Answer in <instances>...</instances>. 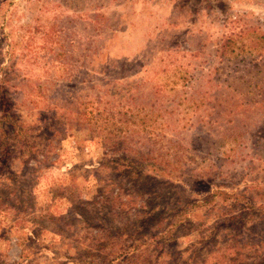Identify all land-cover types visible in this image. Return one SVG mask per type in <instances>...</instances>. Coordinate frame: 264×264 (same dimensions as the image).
<instances>
[{
	"label": "rangeland",
	"instance_id": "obj_1",
	"mask_svg": "<svg viewBox=\"0 0 264 264\" xmlns=\"http://www.w3.org/2000/svg\"><path fill=\"white\" fill-rule=\"evenodd\" d=\"M0 264H264V0H0Z\"/></svg>",
	"mask_w": 264,
	"mask_h": 264
}]
</instances>
